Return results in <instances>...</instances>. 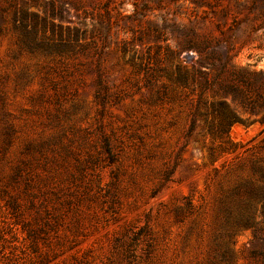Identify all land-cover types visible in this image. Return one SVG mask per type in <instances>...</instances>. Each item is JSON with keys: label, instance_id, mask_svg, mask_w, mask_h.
<instances>
[{"label": "rangeland", "instance_id": "obj_1", "mask_svg": "<svg viewBox=\"0 0 264 264\" xmlns=\"http://www.w3.org/2000/svg\"><path fill=\"white\" fill-rule=\"evenodd\" d=\"M0 264H264V0H0Z\"/></svg>", "mask_w": 264, "mask_h": 264}]
</instances>
